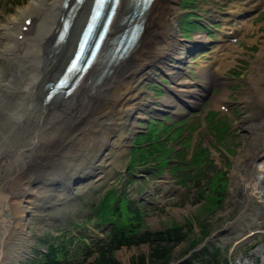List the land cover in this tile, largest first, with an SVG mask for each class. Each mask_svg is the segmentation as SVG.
<instances>
[{"label":"bare ground","instance_id":"obj_1","mask_svg":"<svg viewBox=\"0 0 264 264\" xmlns=\"http://www.w3.org/2000/svg\"><path fill=\"white\" fill-rule=\"evenodd\" d=\"M89 3L90 0H84L75 8L68 31L60 42H55V35L63 15L62 0H29L24 8L0 24V57L7 64L5 68L0 66V178L3 180L0 188V264H11L25 256L28 216L46 210L63 194L73 192L75 185L67 177L88 175L92 178L109 173L106 162L124 155L123 148L128 147V139L140 126L136 121L147 119L143 114L136 115L138 111L178 115L172 108H177L180 102L198 108L215 85L224 88L221 71L227 66L223 59L227 60L229 55L224 53L221 60L215 57L214 66L201 67L196 71L200 79H193L189 75L186 53L206 48L212 40L201 32L192 44L180 43L172 26L173 15L166 13L171 6L163 3L159 18L144 25L130 53L98 82L79 94L62 95L44 102L45 83L56 79L72 52ZM259 5L257 2L249 7L241 6L232 14L239 15ZM214 17L209 14V18ZM25 21H29L27 26ZM237 30L227 31L225 35ZM216 53L218 55V51ZM259 58L240 100L244 108L249 102L260 105L255 122L250 121L249 115L241 117L243 128L249 133L245 146L254 145L243 154L247 163L236 183V190L244 194L246 211L252 209L256 194L264 185V55ZM161 70L173 85L165 98L148 99L142 95L144 92L139 95L135 91L131 77L140 74L141 79L151 81ZM154 102H159V107L151 110ZM116 111L124 116L120 124L111 127L112 114ZM125 130H131L132 135H126ZM92 153L98 154L99 162L91 167L69 165L72 158ZM261 159L257 169L255 165ZM67 164L71 167H64ZM28 177L34 180V185ZM38 178L56 181L53 187L44 189L38 186ZM24 196L26 200L22 202ZM4 202L7 208H3ZM243 221L251 225L256 223L247 216Z\"/></svg>","mask_w":264,"mask_h":264},{"label":"rangeland","instance_id":"obj_2","mask_svg":"<svg viewBox=\"0 0 264 264\" xmlns=\"http://www.w3.org/2000/svg\"><path fill=\"white\" fill-rule=\"evenodd\" d=\"M28 1L29 0H22L15 4L12 0H0V24L12 17L17 11L24 8ZM262 1L264 2V0H192L187 8L183 6L182 0H166V2H164V0L163 2L161 0L152 1L150 10L146 16L145 24H148L149 21H153V19L156 20L159 18L158 14L160 13L159 11L163 3L169 4L171 6L169 8L170 10L166 12L168 8L165 7L166 10L163 12L172 13V26L176 37L182 44H192L197 34L204 32L201 29H197L194 32L186 31L185 29L181 31V23L185 17H189V19L196 21L192 19L191 13L197 15L193 14L200 19L203 26H215V28H211L209 32L212 36V41L206 48L186 53V63L189 64V75L192 76L193 79H200V77L196 75V71L201 67L212 68L214 66V58L216 57L215 55H217L216 51H218L221 44L226 42L220 39L221 35H224L223 30H230V28L234 27L236 21H240L245 22L243 27H252L254 32L243 37H240L239 32L236 33L235 37L239 38L240 41L237 44H233V47L225 52L226 55H229L228 52H231V55L228 56L227 60H223L224 64H227V66H224L222 69V76L220 78L225 83L224 88L215 85L213 89L208 91V95L203 98L202 101L204 103L200 107L191 108L187 104L180 102L177 108H172L178 112V115L177 113L173 114L171 112L159 113L157 115L153 112L142 113L138 111L136 115L143 114L147 119L136 121L140 126L135 128L133 135L131 134V130H125L126 135L131 134L133 137L131 136V138L128 139L126 143L128 147L126 146L123 148L125 153L122 157L106 162V169L109 171L108 174L101 173L99 174L100 176L94 175L92 178L88 177V175L74 179L72 177H67L68 181L72 182L73 186L75 185V190L63 194L62 197H59V201H53V205L50 204L51 206L46 210H38L33 215L28 216L29 218L27 220L29 224L26 229V234L31 237L27 236L28 241L24 244L26 254L21 260H13L11 264H24L26 262L24 260H32L35 255H39L48 241L62 230L61 228H67L70 222L78 223L90 215V204L93 203L94 205L106 188L111 185L120 187L121 181H124L127 175L126 171L130 159V149L133 146V153H145L147 149L140 147L144 146L145 143H151L153 144L151 147H155L156 145L160 149H163L168 145L167 142L170 140L169 144L178 149L179 141H175L177 140L178 129L170 132L171 129L166 124H171L172 122H177L184 118H189L190 121V119H194L195 117L199 122V128L196 131L188 132L191 133L193 137L191 145L196 147L198 144L203 143V145L209 147L211 152L209 159L214 161L213 164L208 167L207 173L209 175L222 169L226 171L229 178L227 179V186L224 188L223 192L217 193L220 195L221 199L218 200V196L216 195L217 198L215 196V200L217 205H214L211 210H206L204 207L205 198L202 199L200 197L196 199L194 195L196 188L181 185L174 176L168 175L165 171L156 173L150 168L146 173L144 172L145 166L137 165L134 167V172L140 174H138L139 176H137V181L133 187L138 185V180L141 176L146 179L147 174H152L149 180L143 183V188L139 194L135 195V192H131V195L137 198L136 200L140 202L144 210L145 223L143 226L148 227L151 231H155L159 229L164 230L166 227H169L170 224L183 225L185 220H189L192 223L193 232L189 235L190 238H187L174 247L171 253V259L167 264H177L194 252L197 258L203 256V258L209 259L213 253L214 246L220 247V262H222V258H227L228 264H264V185L262 184L259 188V193L257 192L256 198L254 199L255 201L252 203V209H248L247 211L245 210L246 201L243 192L241 190H236V183L239 180L237 176L244 173V168L247 163V158H244L243 154L254 146L250 145V148L245 146L246 142L249 140V133L243 128L244 124L242 125L241 117L243 119L244 116L249 115L251 117L250 121L255 122L256 115L260 110L258 102H249L244 108L240 100L247 88L248 80L251 77L250 75L254 72L255 63L258 61L259 57L264 55V6L259 5L246 15L242 14L235 17L233 14H230L225 16L228 12L227 10L232 13L233 10H236L244 4L249 5L248 2H251L249 6H252ZM227 5H229L230 8H228ZM187 13L189 16H186ZM209 14L215 15V17L211 19L209 18ZM256 14L257 16L251 17L252 20H245ZM206 37L210 38L208 35ZM223 53L224 50H221L217 58H221ZM213 54L215 57L211 58ZM0 59V66L5 68L7 66L6 62L1 57ZM162 70L158 75H155L156 79L151 81H145V78L141 79L140 74L131 77L130 80L132 85H136L135 91L138 92L139 95L144 92L142 95L148 99L162 100L165 98L166 95L172 91L169 88L173 85ZM188 78V76L185 77L187 81L190 80ZM170 94H172V92ZM217 100L228 108L227 112L224 113V109L221 111L219 110L216 103ZM158 104L159 102L152 103L150 109L153 110L152 107H159ZM211 110L217 111V116L219 118H225L230 125L229 132L222 141L218 143L231 153L234 158L232 162H230L231 158L227 156L223 148L216 144L217 141L214 132H217V129L212 128L210 130L206 122L201 119L207 111ZM123 116L124 115L117 111L113 113L111 127H115ZM156 116H159L158 118H164L166 123L162 121L154 123L155 120L148 123L150 119H156ZM248 123L249 122H246V124ZM146 126H148L149 133H145ZM136 133L139 134L135 137ZM183 134L185 135L186 133L184 132ZM160 135L161 138L159 137ZM164 137H166L165 140H161ZM218 151H220V153H218ZM172 153L174 152L172 151L171 154ZM160 154L166 155L168 153L163 151ZM92 155L72 158L69 165L73 167L78 166V168H81V165L86 168L91 167L95 162H99V160L97 161L98 154ZM173 158L178 160L179 156L176 155V157ZM262 161L261 159L256 163L255 167L257 169L260 168ZM149 163V166L152 167L153 162L150 161ZM69 165L67 164L64 167ZM119 179H121L120 182ZM27 180L31 181L32 179L28 177ZM46 181L44 178H38V186L49 189L53 187L56 180L51 182L47 179ZM33 182L34 180H32V183ZM34 184L35 182L33 185ZM204 184L205 178H202L199 185L205 186ZM27 186L28 185H25L24 187L27 188ZM123 187L131 188L128 183L123 184ZM210 194L211 193H208L207 196ZM21 200L24 202L26 196L22 197ZM161 208H163V210H161ZM246 216L253 218L256 223L251 225L243 221V218ZM202 223L207 224L208 230V234H204V236L202 235L201 229ZM85 233L90 236H95L98 235L100 231L94 228L93 223H89L85 228ZM9 238L10 236H8V239ZM190 239L192 242L196 243L193 247ZM203 247L206 250H203ZM148 250L149 247L147 244L132 245L130 247L123 246L116 250L114 254L123 264H130L132 257H136L142 252L147 253ZM35 251H37V253ZM84 264H94L93 257L91 256Z\"/></svg>","mask_w":264,"mask_h":264},{"label":"trees","instance_id":"obj_3","mask_svg":"<svg viewBox=\"0 0 264 264\" xmlns=\"http://www.w3.org/2000/svg\"><path fill=\"white\" fill-rule=\"evenodd\" d=\"M12 1L17 4L22 0ZM183 2L186 5L189 0H183ZM181 24V31L182 29L193 31L200 27V24L193 22L189 17H185ZM226 128V125L216 127L220 139L225 137ZM189 140L190 137L185 141L186 146H188ZM140 147L147 149V152L140 153L136 161L145 160L147 156L157 152L166 151L169 154L174 150L168 145L163 149L157 146L151 147V144ZM206 154L207 150L199 146V150H195L193 154V162H200ZM176 155L182 157L180 152ZM225 186V179L212 181L211 194L204 200L206 210H211L214 205H217L215 196H218V200L221 197L216 192H223ZM202 193L201 195L204 196ZM93 214L99 223L108 224L103 237H89L90 243H88L84 240L82 232L70 235L68 231L64 230L45 245V252L40 253L39 257L37 255L32 260H26L24 264H84L91 256L94 264H123L116 258L114 252L123 246L130 247L140 244H147L149 250L147 253L142 252L136 257H132L130 264H167L171 259L174 247L187 238L189 239V235L193 232L192 223L189 220H185L183 225H171L164 230L140 232V228L145 223L142 212L132 204L124 192L117 194L113 188L104 192L96 208L93 209ZM201 229L203 236L208 234L206 223L201 224ZM190 242L192 247L196 245L191 239ZM203 250L206 249L203 247ZM194 253L177 264H228L227 258H222V262H220L219 246L213 247V253L209 259L203 258V256L197 258Z\"/></svg>","mask_w":264,"mask_h":264},{"label":"water","instance_id":"obj_4","mask_svg":"<svg viewBox=\"0 0 264 264\" xmlns=\"http://www.w3.org/2000/svg\"><path fill=\"white\" fill-rule=\"evenodd\" d=\"M2 182H3V180H2V178H0V188H1ZM7 207H8V204L4 202L3 208H7Z\"/></svg>","mask_w":264,"mask_h":264}]
</instances>
